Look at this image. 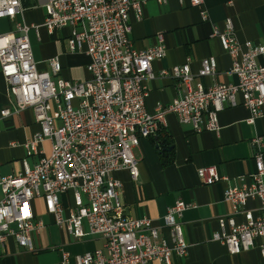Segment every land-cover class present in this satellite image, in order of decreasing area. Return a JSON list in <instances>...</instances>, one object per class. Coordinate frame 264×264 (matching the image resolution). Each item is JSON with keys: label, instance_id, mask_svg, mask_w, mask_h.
Wrapping results in <instances>:
<instances>
[{"label": "built area", "instance_id": "built-area-1", "mask_svg": "<svg viewBox=\"0 0 264 264\" xmlns=\"http://www.w3.org/2000/svg\"><path fill=\"white\" fill-rule=\"evenodd\" d=\"M165 2V0H157ZM145 0H43L45 16L40 25L16 22L9 32L0 33V74L13 97L12 110L0 109V118L30 108L40 129L22 145L26 157L41 153L44 140L51 143L49 153L41 155L30 167L22 160V170L0 178V247L13 237L26 249H32L29 234L42 226L33 221L32 200L40 197L54 223L74 239L99 236L102 248L73 256V264H173L172 257L183 258L188 244L181 218L190 206L176 200L167 207L163 224L169 239L159 238L158 228L147 217L123 214L119 199L120 182L113 178L116 170H126L132 179L138 175L132 149L140 138L156 134L163 126V116L174 113L181 123L193 130L218 133V113L237 105L236 95L248 110V123L262 116L264 106V45L239 43L230 18L221 29L213 26L216 37L232 58L230 71L237 83L213 84L204 88L200 77L216 72L214 57L201 60L196 73L188 62L161 69H151L154 60L165 55L161 34L153 46L133 48L129 38V14L142 16ZM202 0H190L200 6ZM21 0H0V19L22 15ZM201 17L206 18L204 11ZM45 27L48 33L69 28L65 37L69 53L89 57V78L67 80L58 76L57 56L48 60L51 77L36 66L28 32ZM170 77L180 93L166 106L158 105L153 113L145 109L147 83L156 77ZM255 172L250 181L239 186L227 185L223 201L231 212L217 217L219 230L211 240L224 245L235 255L254 245L264 256V141L255 135L249 141ZM204 184L227 181L214 166L197 169ZM240 181L242 178H238ZM248 179V180H249ZM71 192L72 205L64 208L60 195ZM249 200L258 206L246 208ZM237 216L241 221H237ZM86 226V229L84 228ZM59 264H70V253L60 250Z\"/></svg>", "mask_w": 264, "mask_h": 264}, {"label": "crops", "instance_id": "crops-1", "mask_svg": "<svg viewBox=\"0 0 264 264\" xmlns=\"http://www.w3.org/2000/svg\"><path fill=\"white\" fill-rule=\"evenodd\" d=\"M41 1L21 0L22 15L0 19V33L9 32L16 22L22 20L40 25L45 16ZM201 11L205 12V19L201 17ZM225 18L232 20L239 43L249 41L253 45H264V0H202L200 6L191 5L190 0H145L140 19L129 14V38L133 48L143 50L155 44L158 34L162 35L165 55L151 63L155 74L186 62L191 72L196 73L201 60L212 56L216 60V72L213 76L200 77L203 87L216 83L235 84L237 77L230 71L232 58L222 49L218 39L211 36L213 26L221 29ZM68 33L69 28L51 34L43 26H39L36 32L29 30L36 66L54 78L48 60L57 56L61 68L56 77L85 80L89 78L86 70L89 57L66 50ZM147 87L145 109L149 113H153L158 105L166 106L180 93V87L170 77L157 76L147 83ZM236 100V106L226 107L218 113V133L196 132L190 124L179 122L174 113H166L162 129L151 137L140 138L132 149L137 161V177L132 179L124 169L112 173L120 182L119 199L123 214L149 218L157 226L159 238L169 239L167 229L162 226L167 207L176 200L190 204L181 218L188 244L187 254L183 258L172 257L173 264H264L258 237L254 239L253 247L235 255L229 254L224 245L211 240L212 233L219 230L217 217L231 212L230 205L223 201L225 187L239 186L245 179L248 182L247 176L255 172L250 139L262 135L264 141V106L262 116L248 123L249 112L240 103L239 94ZM3 107L12 110L13 97L0 74V109ZM39 129L28 107L0 118V178L20 172L23 159L32 167L41 155L49 153L51 143L46 139L38 146L41 153L26 157L22 144ZM204 166H214L217 173L228 180L204 184L197 175V169ZM61 195L63 207H70L71 192L66 194L67 205ZM257 206V200L246 203L248 209ZM32 209L33 221L42 222L41 227L29 234L32 249H26L13 237H7L0 247V264H59L61 249L70 253V264H73L74 255L102 248L103 239L99 236L77 240L59 228L53 216L45 211L40 197L32 200ZM236 220L241 221V217L237 216Z\"/></svg>", "mask_w": 264, "mask_h": 264}, {"label": "rangeland", "instance_id": "rangeland-1", "mask_svg": "<svg viewBox=\"0 0 264 264\" xmlns=\"http://www.w3.org/2000/svg\"><path fill=\"white\" fill-rule=\"evenodd\" d=\"M66 194H67V192H64V193H62V197H63V199H64V203L67 205V198H66Z\"/></svg>", "mask_w": 264, "mask_h": 264}, {"label": "trees", "instance_id": "trees-1", "mask_svg": "<svg viewBox=\"0 0 264 264\" xmlns=\"http://www.w3.org/2000/svg\"><path fill=\"white\" fill-rule=\"evenodd\" d=\"M161 129H162V127H160V128L158 129V131H160ZM158 131H157V132H158ZM164 144H165V143H164ZM164 144H162V146H161L162 149H163V145H164ZM162 149H161V152H162V154H163Z\"/></svg>", "mask_w": 264, "mask_h": 264}]
</instances>
